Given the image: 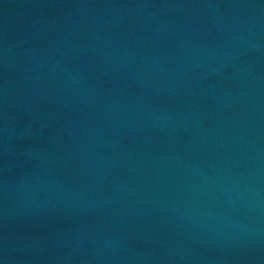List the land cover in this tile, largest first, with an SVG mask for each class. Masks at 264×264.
Segmentation results:
<instances>
[{
  "label": "water",
  "instance_id": "obj_1",
  "mask_svg": "<svg viewBox=\"0 0 264 264\" xmlns=\"http://www.w3.org/2000/svg\"><path fill=\"white\" fill-rule=\"evenodd\" d=\"M0 264H264V0H0Z\"/></svg>",
  "mask_w": 264,
  "mask_h": 264
}]
</instances>
